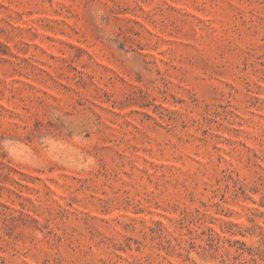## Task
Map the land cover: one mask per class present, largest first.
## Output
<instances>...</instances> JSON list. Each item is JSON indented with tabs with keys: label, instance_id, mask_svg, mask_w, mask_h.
<instances>
[{
	"label": "rangeland",
	"instance_id": "rangeland-1",
	"mask_svg": "<svg viewBox=\"0 0 264 264\" xmlns=\"http://www.w3.org/2000/svg\"><path fill=\"white\" fill-rule=\"evenodd\" d=\"M0 264H264V0H0Z\"/></svg>",
	"mask_w": 264,
	"mask_h": 264
}]
</instances>
